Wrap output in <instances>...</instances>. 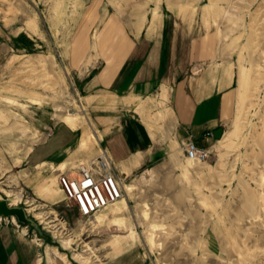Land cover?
I'll return each mask as SVG.
<instances>
[{
  "label": "rangeland",
  "instance_id": "1",
  "mask_svg": "<svg viewBox=\"0 0 264 264\" xmlns=\"http://www.w3.org/2000/svg\"><path fill=\"white\" fill-rule=\"evenodd\" d=\"M110 17L127 30L147 21L162 28L169 17L180 35L207 34L215 62L235 71L238 108L221 140L209 142L208 160L196 162L156 124L168 92L149 98L152 134L169 138L167 147L123 176L119 202L87 218L62 188L46 184L38 196L23 179L31 153L65 121L81 119L93 155L97 137L72 57L78 29L94 22L80 47L87 52ZM2 199L24 207L37 226L15 218L17 226L68 253L69 264H264V0H0Z\"/></svg>",
  "mask_w": 264,
  "mask_h": 264
},
{
  "label": "crops",
  "instance_id": "2",
  "mask_svg": "<svg viewBox=\"0 0 264 264\" xmlns=\"http://www.w3.org/2000/svg\"><path fill=\"white\" fill-rule=\"evenodd\" d=\"M93 23L78 29L72 68L82 80L89 126L97 144L93 155L84 149L90 147L92 138L84 135L81 119L57 127L31 153L32 169L23 179L38 196L46 184L61 188L60 173L103 151L112 157L123 178L151 159L155 149L167 147L169 138L157 142L147 116L148 99L161 98L165 90V115L156 124L181 144L193 138L208 146L215 136L206 139L205 133L229 122L238 108L235 71L225 62H215L218 51L207 34L180 35L178 24L169 17L164 18L162 28L147 21L144 27L128 31L117 17H110L95 31L93 46L85 52L80 47ZM29 231L0 221V264H69L68 253L56 251Z\"/></svg>",
  "mask_w": 264,
  "mask_h": 264
},
{
  "label": "built area",
  "instance_id": "3",
  "mask_svg": "<svg viewBox=\"0 0 264 264\" xmlns=\"http://www.w3.org/2000/svg\"><path fill=\"white\" fill-rule=\"evenodd\" d=\"M213 136L214 132L210 130L205 133L204 138L210 139ZM185 149L187 157L196 162L207 161L211 154L209 146H201L193 138L185 143ZM59 183L65 199L77 208L81 216L87 218L95 217L119 201L125 192L124 178L117 172L115 163L107 151L60 173ZM0 221L17 224L13 216L0 215Z\"/></svg>",
  "mask_w": 264,
  "mask_h": 264
},
{
  "label": "water",
  "instance_id": "4",
  "mask_svg": "<svg viewBox=\"0 0 264 264\" xmlns=\"http://www.w3.org/2000/svg\"><path fill=\"white\" fill-rule=\"evenodd\" d=\"M224 128L219 127L214 131L215 139H220L223 136ZM0 215L7 217H15L20 223L27 226H37V222L29 217L27 210L22 206L10 204L7 199L0 200Z\"/></svg>",
  "mask_w": 264,
  "mask_h": 264
},
{
  "label": "bare ground",
  "instance_id": "5",
  "mask_svg": "<svg viewBox=\"0 0 264 264\" xmlns=\"http://www.w3.org/2000/svg\"><path fill=\"white\" fill-rule=\"evenodd\" d=\"M70 115H71V114H70ZM71 116H72V115H71ZM67 119H68L69 121H71V120H72V121L75 120L74 118L72 119V117H68ZM221 138H222V137H221ZM221 138L218 139V140H221ZM189 159H190V158H189ZM191 160H192V159H191ZM192 161H193V160H192ZM122 198H123V197H122ZM122 198H121V199H122ZM121 199H120V200H121ZM120 200H119V201H120ZM119 201H117V202H119ZM117 202H116V203H117ZM116 203H114V204H116ZM114 204H111L110 206H112V205H114ZM110 206H108V207H110ZM108 207H107V208H108Z\"/></svg>",
  "mask_w": 264,
  "mask_h": 264
}]
</instances>
